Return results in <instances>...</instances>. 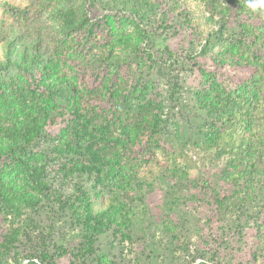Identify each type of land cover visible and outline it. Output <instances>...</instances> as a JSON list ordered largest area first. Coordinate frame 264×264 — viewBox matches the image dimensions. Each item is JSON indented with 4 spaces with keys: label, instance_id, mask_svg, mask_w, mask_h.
Segmentation results:
<instances>
[{
    "label": "trees",
    "instance_id": "trees-1",
    "mask_svg": "<svg viewBox=\"0 0 264 264\" xmlns=\"http://www.w3.org/2000/svg\"><path fill=\"white\" fill-rule=\"evenodd\" d=\"M59 1L31 0L32 10L4 0L13 19H0V264H186L180 252L188 264H225L201 226L207 246L181 240L194 231L185 208L201 201L220 243L254 240L250 256L264 264V10L198 0L218 17L205 35L180 0L48 10ZM87 58L94 83L78 72ZM191 145L223 161L212 178L177 162ZM160 149L174 163L153 208L159 186L140 169Z\"/></svg>",
    "mask_w": 264,
    "mask_h": 264
},
{
    "label": "rangeland",
    "instance_id": "rangeland-1",
    "mask_svg": "<svg viewBox=\"0 0 264 264\" xmlns=\"http://www.w3.org/2000/svg\"><path fill=\"white\" fill-rule=\"evenodd\" d=\"M13 5H18L21 6L22 8L27 7L33 10L32 5H31V0H9ZM64 2L65 0H60L59 2H52V6L48 8V10H52V8L61 3ZM180 5H181V9L184 10H189L191 11V14L194 18V21H197L196 23H200V30L203 31L206 35L207 31L209 29H217L219 26L218 23L216 22L218 20V17L215 18V20L209 21L208 17H209V12L205 9L204 3L198 1V0H180ZM180 9V10H181ZM178 10V11H180ZM33 16L35 15L34 13L32 14ZM91 17H92V13H91ZM5 18H9V20H12L13 18H11L9 16V13L6 10V6L4 5V0H0V19H5ZM180 21H182L184 19V17H179L178 18ZM184 42H186V40H184ZM163 40L159 41V45H163ZM3 47H1L0 45V56L2 57L3 55ZM94 53H100V50L95 49ZM99 57V56H97ZM96 66L93 64L92 61L89 60V58H87L86 63H80L79 62V66H78V72L80 73V77L85 80V82L91 81L92 83H94V79H95V75L94 73L96 72ZM101 73H103V70H101ZM187 135L188 136H192V131L188 130L187 131ZM193 145V144H192ZM186 146V148L189 150L188 154L186 156V158L183 157H179L177 159L178 163H189L191 165V173L192 175H196L199 172H203L204 176L207 177H213L214 174L219 170L220 167L223 166V161L222 160H216V159H210V156L208 154H206L207 152L204 151H200L199 148H197L196 146ZM199 149V150H198ZM166 150H158L154 157L151 158L147 164H145L143 166V168L140 169V173L142 175H145L149 178H154L157 180L156 184L160 187H158V189L155 191V193L153 195H151L149 201L150 204L153 208L154 205H156V203H161V199H164V190L162 187V183L167 182V179H165V175L167 174V170L168 168H170L173 165V160L172 157L170 155H168L167 153H165ZM185 159V160H184ZM192 205V206H191ZM212 209V206L208 205V203L201 201L198 203H195L194 206L193 204L188 205V207L185 208V210L189 211L192 210V216H191V226L194 228V231H192L191 235H188L187 238V234L184 235V238H182L181 240H188V245H190V248L192 251H194L196 249V247H202L200 244H205V246H207V243L202 242V238L199 237V232L196 231L195 229H197L198 225L202 227V232L203 233V239H207L209 246L212 247H220L222 254H227L224 255L225 259H223L221 257V263H225L224 261H227L225 264H229L228 262L231 260V263L234 264H262L263 261H259V262H254L250 256L249 251L254 249L255 246V242L254 240H250L249 245L246 247L245 250H241L240 248H236V244L235 243V250L233 248H228L225 247L224 242L220 243L222 241V234H221V229H218V221L215 220L212 222V226H207L204 224V220L205 218H207L208 216L212 215V213H210ZM155 211V210H154ZM177 215V214H176ZM200 222V223H199ZM139 228V223H137ZM137 232H139L138 230H136ZM201 231V230H200ZM200 233V234H201ZM252 235V234H251ZM233 236V235H231ZM251 239L253 238L252 236L250 237ZM233 240H236V238H232ZM249 240V239H248ZM115 249H113L114 253H116L117 251H119V246L120 244L118 243V241H116L114 243ZM208 246V247H209ZM129 249V251H127ZM142 249V244H140V242L135 243L133 245V247L131 248V245L126 244L125 246V250L124 252L128 255L127 258H133L134 256L140 255V250ZM231 250L233 251L232 256L233 258H230V254L228 255L229 252H231ZM182 257H184L186 259V264H188L187 260H190V257L188 255V253H181ZM221 254V256H223ZM181 263L184 264V260L180 259L179 260ZM200 262V260H197L195 263L193 264H198ZM64 264H68L64 263ZM210 264H220L217 262H213Z\"/></svg>",
    "mask_w": 264,
    "mask_h": 264
},
{
    "label": "clouds",
    "instance_id": "clouds-1",
    "mask_svg": "<svg viewBox=\"0 0 264 264\" xmlns=\"http://www.w3.org/2000/svg\"><path fill=\"white\" fill-rule=\"evenodd\" d=\"M247 7L252 10H264V0H247Z\"/></svg>",
    "mask_w": 264,
    "mask_h": 264
}]
</instances>
